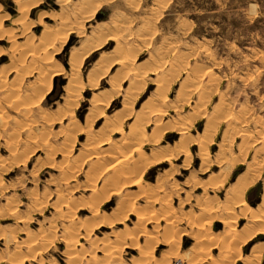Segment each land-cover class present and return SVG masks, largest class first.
Instances as JSON below:
<instances>
[{"label": "rangeland", "instance_id": "1", "mask_svg": "<svg viewBox=\"0 0 264 264\" xmlns=\"http://www.w3.org/2000/svg\"><path fill=\"white\" fill-rule=\"evenodd\" d=\"M73 54L79 57L76 62L83 61L74 75ZM72 76L82 81L76 77L80 83L75 90V82L68 85ZM142 80V89L135 85L133 93L127 92ZM163 82L167 86L158 96L156 86ZM129 94L136 99L117 140L119 135L111 134L118 125L111 119L125 110L118 108L131 100ZM94 97L111 103L104 109ZM143 106L149 115L137 137L129 126L144 114ZM189 115L196 117L192 127L181 130ZM169 124L171 128H162ZM210 125L213 132L206 131ZM200 137L208 139L207 166L200 153L204 142L195 141ZM107 139L111 148L104 144ZM113 141L119 146L115 151L131 157L130 166L120 170L139 168L138 159L144 167L151 165L139 183L146 191L128 197L132 209L125 211L132 213L120 221L115 214L124 199L101 203L110 194L99 192L107 179L104 171L112 165L107 156L115 152ZM181 147L184 154L177 156ZM263 147L264 0H0V264H19L16 257L21 264H72L65 260L67 252L82 256V264L89 259L98 264L104 247L117 250L114 246L120 247L122 263L140 264V250L117 244L118 237L130 241L129 233L144 227L135 223L140 212L163 218L161 229L164 218L169 219V237L179 233L172 247L180 257L172 264L202 250L208 242L197 237L205 234L218 242L210 253L219 261V251L230 244L233 233L252 225L249 213L238 214V199L230 188L243 176H255L243 197L253 208L264 200ZM97 152L102 158L89 159ZM256 156L262 164L254 172L250 166ZM228 206L237 213L225 223L221 218ZM203 208L215 211L207 216ZM66 216H72L83 235H76L74 246L76 236L67 233L73 225L62 224ZM143 230L154 232L155 224L146 223ZM263 232L249 233L235 264H264ZM137 234L142 246L143 234ZM165 238L161 230V244L149 248L151 264L169 254Z\"/></svg>", "mask_w": 264, "mask_h": 264}, {"label": "bare ground", "instance_id": "2", "mask_svg": "<svg viewBox=\"0 0 264 264\" xmlns=\"http://www.w3.org/2000/svg\"><path fill=\"white\" fill-rule=\"evenodd\" d=\"M87 2V1H86ZM26 6V5H25ZM22 7V6H21ZM21 7L19 8V9H21ZM91 10V9H90ZM19 11V10H18ZM21 11H23V9H21ZM80 11V10H79ZM93 12H95V11H93ZM75 15V14H74ZM77 15H78V13H77ZM18 19V18H17ZM19 20V19H18ZM20 21H21V19H20ZM22 22V21H21ZM75 22V21H74ZM68 24H69V22H68ZM75 24V23H74ZM67 34V33H66ZM52 36V35H51ZM50 36V37H51ZM59 36H60V34H59ZM64 36V35H63ZM67 36V35H66ZM51 39H52V37H51ZM51 39H50V43H51ZM63 39V38H62ZM54 40V39H53ZM52 40V41H53ZM55 41V40H54ZM62 46V45H61ZM85 50V49H84ZM89 49H87V51H88ZM79 51V50H78ZM87 51H85V52H87ZM44 52H45V50H44ZM75 52V51H74ZM73 52V53H74ZM78 53V52H77ZM46 54V53H45ZM80 54V53H79ZM72 55V54H71ZM88 55V54H87ZM73 56H75V59H74V57ZM73 56L71 57L74 61L73 62H71L72 60H71V58H70V64H72V72H73V75L74 74H76L75 72L76 71H80V68L82 67V63H83V61H81L80 60V62L78 61V62H76L77 60L76 59H78L79 57H77L78 55H74L73 54ZM83 56V55H82ZM86 56V55H85ZM44 57H49V58H51L50 56H44ZM197 57V56H196ZM82 59V58H81ZM131 59V58H130ZM186 59V58H185ZM79 60V59H78ZM118 60V59H117ZM108 61V60H107ZM41 62V61H40ZM45 62H47V59L46 60H44V63ZM48 63V62H47ZM131 63H133V61L131 62ZM123 65V64H122ZM121 65V66H122ZM125 67H127V66H125ZM172 67V66H171ZM124 68V67H123ZM121 71H122V69H120ZM173 70V72H174V70H175V67L172 69ZM186 70V69H185ZM170 71H171V69H170ZM71 72V73H72ZM177 72V71H176ZM59 73V72H58ZM170 73V72H169ZM169 73H167V75L169 74ZM191 73V72H190ZM176 74V73H175ZM181 74V73H180ZM54 75V74H53ZM52 75V76H53ZM80 75V74H79ZM123 75H125V74H123ZM138 73H137V71H136V73H135V75L134 76H137L138 77ZM183 75V74H182ZM190 75V74H189ZM45 76V75H44ZM81 76V75H80ZM100 76H101V74H100ZM142 76V75H141ZM170 76H171V74H170ZM191 76V75H190ZM43 77V76H42ZM77 78L79 77V76H76ZM76 77H71L72 78V81H71V78H70V80L68 79V85L72 82V83H74L73 85L72 84H70V85H72L73 86V89H74V87L76 86V83H77V81L79 80H81L80 78H78V80L76 81L75 79H76ZM99 77V75L97 76V78ZM112 77H114V76H112ZM122 77H124V76H122ZM140 77V76H139ZM166 77V76H165ZM187 77H189V76H187ZM169 78V77H168ZM183 78V77H182ZM90 79V78H89ZM95 79H96V77H95ZM138 80V81H141L140 79H138V78H135V80ZM188 79H191V77L190 78H187V81H188ZM91 80H93V78L91 79ZM90 80V81H91ZM134 80V79H133ZM144 80V79H143ZM142 80V82H131L132 83V86H129L128 88H129V90H127V92L129 91V92H132L131 91V89L133 88V87H135V85H137V87H143V83H145V81H143ZM147 80V79H146ZM45 81V80H44ZM78 81V82H79ZM95 81V80H94ZM97 81V80H96ZM185 81V80H184ZM183 81V82H184ZM212 81V80H211ZM80 82H82V81H80ZM79 82V83H80ZM93 82V81H92ZM49 83V82H48ZM78 83V84H79ZM160 83V82H159ZM92 86H93V84L92 83H90ZM89 84V85H90ZM95 84V83H94ZM97 85V84H96ZM96 85H94L95 87H96ZM129 85V84H128ZM181 85H183V83L181 84ZM210 85V84H209ZM93 86V87H94ZM166 86H167V84H165V82H163V83H161V84H158L157 86H156V88H157V90L159 91V93H158V96L159 95H161L162 94V90L163 89H165L166 88ZM51 87V86H50ZM69 87V86H68ZM76 87H78V85L76 86ZM137 87H135V88H137ZM70 88H71V90L72 91H74L73 89H72V87L70 86ZM70 88H68V89H70ZM127 88V89H128ZM134 88V89H135ZM78 89V88H77ZM77 89H76V91L75 92H77ZM142 89V88H141ZM185 89V88H184ZM227 89H229L230 90V88L228 87ZM80 90V89H79ZM207 90H209V89H207ZM71 91V92H72ZM211 91V90H210ZM167 92V91H166ZM206 92H208V91H206ZM224 92H228V90L227 91H224ZM117 93V92H116ZM133 93V92H132ZM131 93V94H132ZM156 93V94H157ZM211 93V92H210ZM11 94V93H10ZM76 94V93H75ZM78 94V93H77ZM131 94H129V96H130V98H131ZM139 94V93H138ZM70 96V95H69ZM73 96V95H72ZM76 96V95H75ZM113 96V95H112ZM133 96V95H132ZM74 97V96H73ZM99 97V96H98ZM134 97H135V95H134ZM152 97V96H151ZM129 98V99H130ZM77 99V98H76ZM93 99V101H95V100H97V103H98V105L99 106H103L102 108H104V109H107L108 107H109V105H110V101H108V100H106V99H104V98H100V99H96V97H94V98H92ZM127 99V98H126ZM128 99V100H129ZM134 99H136V98H131V100H129V101H124L123 102V109H125L123 112H122V110L120 111V112H122V113H120V112H115V114L112 116V118L113 119H111L112 120V122L114 123V125H118L117 127H118V130H117V133L119 134V133H123L124 132V127H123V121L130 115V114H132V112H131V110L130 111H128V107H129V105H132L133 104V100ZM131 101H133V102H131ZM147 101H149V100H147ZM151 101V100H150ZM71 102V101H70ZM74 102V101H73ZM152 102V101H151ZM151 102H149L150 104H151ZM68 103V102H67ZM222 103V102H221ZM148 104V103H147ZM146 104V105H147ZM16 106V105H15ZM224 106V105H223ZM144 107H146V106H143V108ZM27 108V107H26ZM97 108V107H96ZM101 108V107H100ZM127 108V109H126ZM147 108H149V104H148V107ZM153 109V108H152ZM160 109V108H159ZM151 110V109H150ZM155 110L156 109H154V112H155ZM158 110V109H157ZM149 111V109H147V110H145V108H144V110H142V112H144V114H137L136 115V118L133 120V123L129 126V131H130V133H133L134 134V136H137V134L140 132V124H142L141 122L143 121V120H145V116H146V113ZM153 111V110H152ZM160 111H161V109H160ZM100 112H102L103 114H104V112H105V110H104V112L101 110ZM98 113V112H97ZM102 114V115H103ZM148 114V113H147ZM101 115V116H102ZM105 115V114H104ZM149 115V114H148ZM107 116H109V117H111L110 115H107ZM189 120L184 124L185 126L184 127H182V128H180L181 130H186V129H188L189 127H192V125H193V123H194V120H195V116L194 115H189V117H187ZM148 119V117H146V120ZM105 122H107L108 123V121H105ZM104 122V123H105ZM146 123V122H145ZM110 124V123H109ZM214 124V123H213ZM105 125V124H104ZM108 125V124H107ZM160 125V124H159ZM106 126V125H105ZM214 126V125H213ZM217 126V125H216ZM109 127V126H108ZM169 127H170V124H169V126H164V127H162V128H164L165 130L166 129H169ZM215 127V126H214ZM171 128V127H170ZM212 128V126L210 125V126H208L207 128H206V131H210L209 129H211ZM216 129V128H215ZM107 130H108V128H107ZM213 130H214V128H213ZM211 131H212V129H211ZM213 132V131H212ZM211 132V133H212ZM156 133V132H155ZM141 134V133H140ZM105 136V135H104ZM123 136V135H122ZM105 137H108L107 135L105 136ZM126 137H127V135H126ZM131 137V136H130ZM133 137V136H132ZM138 137V136H137ZM202 137V136H201ZM198 138V139H195V141H200V142H204V146H203V148L201 149V151H200V153H202L203 155H202V162H203V164L205 165V166H207L208 165V161H207V157H206V155H204V154H206L205 152H204V149H205V146H206V144H207V142H208V139H206V137L204 138ZM100 139V138H99ZM106 139V138H105ZM121 139V138H120ZM133 139V138H132ZM136 139H138V138H136ZM119 140V139H118ZM124 140H126V139H124ZM135 140V139H134ZM129 141H130V138H129ZM109 142H111V140L110 141H108V139L107 140H105V142H104V144H106V145H109ZM114 142V141H113ZM121 142V141H120ZM132 142V141H131ZM112 143V142H111ZM115 143V142H114ZM113 143V144H114ZM137 143V142H136ZM179 143H182V142H179ZM130 144V143H129ZM132 144H133V142H132ZM128 145V144H127ZM116 146V145H115ZM133 146V145H132ZM135 147H136V145L134 146V148H133V150L135 149ZM115 148H119V146H116ZM128 148H129V146H128ZM137 148V147H136ZM264 148V147H263ZM92 149H93V147H92ZM109 150V149H108ZM119 150V149H118ZM133 150L131 149V152H132V154H133ZM139 150V149H138ZM114 151H115V149H114ZM178 152L176 153V155L178 156H181V155H183L184 153V150L182 149V147H181V149L180 150H177ZM68 152V151H67ZM102 152V151H101ZM119 152H120V150H119ZM119 152H117V151H115V152H112V153H114V154H112V153H110V155L109 156H107V157H111L110 159L112 160V161H110V164H112L111 165V167H108L105 171H104V175H106V177H107V174L109 173V172H112L114 169H116V171L114 170V172L111 174V175H109L107 178L109 179V183L111 184V181H112V184H111V186H112V188H109L108 190H111L112 189V192L111 193H109L110 195L109 196H111V195H115V196H118L121 200H123L124 201V205L123 206H120L118 209L120 210V211H118V209L116 210V211H118L119 213H117L116 212V216H117V214H118V216H120V217H118V219H119V221H120V219L122 220V218H127V216L129 215V214H131L132 212H126L125 210H126V208L128 207V206H130L129 205V196H130V193L129 192H126V188H127V186L126 185H131L132 183L133 184H135V183H139L140 182V176H138V179L136 180V175L137 174H133L132 175V173H136L135 171H136V169H134L133 171H131V170H127V169H125L124 171L123 170H120L121 169V167L122 166H125V165H127L128 167L130 166L129 164H131V162H130V160L129 159H131V157L129 156V155H127V153L126 154H121V153H119ZM98 154H96V155H94V154H89L91 157L89 158V159H92V158H97V159H99V158H102V156L99 154V152H97ZM103 153V152H102ZM118 153V154H117ZM135 153V152H134ZM139 153V156L140 155H142L141 153H140V151L138 152ZM137 153V154H138ZM131 154V155H132ZM88 155V156H89ZM142 157H143V155H142ZM259 158V157H258ZM257 158V156H256V158H254V162H251V166H250V170H253L254 172H257L259 169H260V167H261V164H262V160L260 161L259 159ZM138 159V158H137ZM190 159H191V156H189V160L188 161H190ZM93 160V159H92ZM140 159H138L137 161L138 162H143V161H139ZM100 161V160H99ZM126 161V162H125ZM129 161V162H128ZM93 162H95V161H93ZM184 162H187V160H185ZM264 162V161H263ZM100 163V162H99ZM108 163V162H107ZM127 163V164H126ZM140 163H138L139 165H141ZM235 163V162H234ZM233 163V164H234ZM120 165V167H119V169L118 168H116L117 166H119ZM135 164H137V163H135ZM137 164V165H138ZM117 165V166H116ZM231 165V164H230ZM104 166V165H103ZM107 166V165H106ZM106 166L104 167V168H106ZM116 166V167H115ZM96 167V165L94 164V168ZM101 168V167H100ZM96 169V168H95ZM94 169H92V171H93ZM100 170V169H99ZM103 170V169H102ZM95 172H96V170H94ZM97 171H98V169H97ZM248 172H250V171H248ZM254 172H253V174H254ZM138 173V172H137ZM98 174V173H97ZM99 174H100V172H99ZM102 175H103V173H101ZM251 174V173H250ZM258 174V173H257ZM101 175V176H102ZM127 175H129V178H130V180H125V178L127 177ZM228 175V174H227ZM246 175V174H245ZM252 175V174H251ZM100 177V176H99ZM104 177V176H103ZM105 177V178H106ZM124 177V178H123ZM140 177V178H139ZM249 177V176H248ZM251 177V176H250ZM247 178L246 176H243L242 178H240V180L236 183V184H234L230 189L232 190V194H233V196L234 197H237V198H235V199H238V203H237V207H238V214L239 215H242L243 217H245L246 215H247V213H249V220L251 219V223H252V225H249L248 226V224H247V226L244 228V230H243V232H241L240 231V233H238V232H234L233 234V238H232V241H230L229 243V245H226V244H224L223 245V247L221 248V250L219 251L220 253V256L222 257V259H220L219 261H216L215 259L213 260L212 258H211V253H210V249L211 248H217V247H219V244H218V242L217 241H215L216 239H213L212 237H210V236H207L206 234V236L205 235H203L202 237L201 236H199V237H197L196 235H195V239H196V237L199 239L198 241L199 242H208V243H203V246L202 245H200L199 247H201L202 248V250H200V249H196V246L194 247L196 250L194 251V254L192 255V257L190 256L189 258L187 257V255H185V260H182V258H180L181 259V261H182V263L181 264H235L236 263V260L237 259H241L242 258V255H241V251H240V247H241V244L242 243H244L245 241H246V239L247 238H249L248 236H251V234H249V233H257V232H260L261 230H264V225H263V221H264V219H263V214H264V211H261V209L264 207V200L262 201V203H261V205L260 206H258L257 208H253V207H251L250 206V204L245 200V198L243 197V195L245 194V192H246V189L251 185V184H253L254 182H255V179H256V177L254 176L253 178L251 177V178ZM226 178H227V176H226ZM96 179V178H95ZM117 180H119V182H117ZM96 181V180H95ZM92 184V183H91ZM93 184H95V183H93ZM93 187L95 186V185H92ZM109 187V186H108ZM107 187V188H108ZM141 188V187H140ZM107 189H106V185L104 186H102V189H101V195L103 196L105 193V191H106ZM139 191V190H138ZM146 191V190H145ZM143 194V193H142ZM141 195V194H140ZM137 196V195H136ZM138 197V196H137ZM65 198V197H64ZM106 198V197H105ZM68 199V198H67ZM119 200V199H118ZM67 202V201H66ZM67 204H69L68 202H67ZM119 204H120V202H119ZM118 204V205H119ZM133 205V204H132ZM96 207V206H95ZM77 208H78V206H77ZM207 208V207H206ZM128 209H132V207L130 206ZM209 209V208H208ZM208 209H206L205 210V208H203V210H205L207 213V216H210L214 211L213 210H208ZM217 209V208H216ZM208 210V211H207ZM225 211H224V216L221 218L222 219V222H227V218L228 217H232V216H235V214L237 213V209L234 207V206H228L227 208H225L224 209ZM94 211V210H93ZM114 211V210H113ZM123 212V214L122 215H119L120 213H122ZM76 213V212H75ZM127 213V214H126ZM72 214V213H71ZM70 214V215H71ZM125 215V216H124ZM213 215V214H212ZM217 215V214H216ZM216 215H215V218H216ZM73 216V215H72ZM72 216H71V218H69L68 216H66V217H64V219H63V223L62 224H64V225H66V223L65 222H67V223H70V224H72V223H74V220L72 219ZM76 216V214L73 216V217H75ZM152 216V215H151ZM75 219V218H74ZM161 219H163V218H159L158 216H152V218H150V215L149 214H147V212L146 213H144V212H140L138 215H137V218H136V224L137 225H139V227L140 226H143L144 225V227H145V224L146 223H149V222H152L153 224H155V230H154V232H149V231H144L143 230V228L141 229V230H134L132 233H129V232H127V233H129L130 234V241H128V237L127 236H122V238L121 237H118L119 235L118 234H120V233H118L117 235V237L118 238H120V239H117V240H121V242L120 243H118L117 242V244H119L120 246H122L123 244H129L130 245V249H132V250H140V252L142 253V254H144V256H142V258H141V260H139L140 261V264L142 263V260L143 261H145V262H143L142 264H151V260H150V258H149V256H151V250L149 249L151 246H152V244L153 243H155V245L157 244V246L159 245V244H161V242L158 240V235H159V233H160V231L161 230H163V233L166 235V238L165 239H163V241L165 240V241H167V242H165V243H167L169 246L168 247H170L169 248V250H167V251H170V252H168L169 254L168 255H166V256H164L163 258H162V261H159V264H172V262H174V259L175 258H178V257H180V254L177 252L178 250L177 249H175L176 247H172V245H176L179 241L177 240V238L179 237V233L177 234V236H175V234H173V236H170L169 237V235H168V232H169V227L171 226V224H172V222L168 219V220H166L167 218H164V220H165V225H164V229H161V227H160V225H161ZM116 220V219H115ZM122 222V221H121ZM69 224V225H70ZM68 225V226H69ZM73 225V224H72ZM233 225V224H232ZM232 225H230V226H232ZM263 225V226H262ZM229 226V227H230ZM250 226H252V228H250ZM70 228V227H69ZM69 228H68V231H67V233H69V234H73V235H82V233H79L80 232V228L75 224V225H73L72 226V229H70L69 230ZM141 228V227H140ZM234 229V228H233ZM232 229V230H233ZM85 231V230H84ZM88 231V230H87ZM126 231H127V229H126ZM141 231V233L143 234V243H142V246H141V239L140 238H138V232H140ZM71 232V233H70ZM86 232V231H85ZM121 232V231H120ZM166 232V233H165ZM229 232H230V230H229ZM84 233V232H83ZM126 233V234H127ZM238 233V234H237ZM247 233V234H246ZM264 233V232H263ZM71 234V236H73ZM123 234V233H122ZM244 234V235H243ZM66 235V234H65ZM64 235V236H65ZM86 235V234H85ZM88 235V234H87ZM168 235V236H167ZM255 235V234H254ZM70 236V235H69ZM70 236V237H71ZM83 236V235H82ZM81 236V237H82ZM43 237V236H42ZM41 237V238H42ZM46 237V236H45ZM45 237H43V238H45ZM78 236H76V238H72V241L74 242V243H71L73 246L74 245H76V243L78 242L79 243V240H78V238H77ZM169 237V238H168ZM177 237V238H176ZM38 238V237H37ZM35 239V238H34ZM48 239V238H47ZM51 239H52V237H51ZM73 239H75V240H73ZM43 240V239H42ZM45 240V239H44ZM49 241V240H48ZM69 241V240H68ZM71 241V240H70ZM71 241V242H72ZM197 241V240H196ZM30 242H33L32 240L30 241ZM36 242V241H35ZM46 242V241H45ZM129 242V243H128ZM236 243H239L238 245H236ZM34 244H36V243H34ZM44 244V243H43ZM71 244H69V246L71 247H69V250H71V251H73L72 249H74V248H72V245ZM144 244V245H143ZM33 245V244H32ZM37 245V244H36ZM154 245V244H153ZM154 245V248H156V246ZM206 245H208V247H209V249H207V247H206ZM114 246V245H113ZM113 246H109V247H113ZM37 247V246H36ZM36 247H34V250H35V253H36ZM44 247H46V246H44ZM117 250H110L108 247H104V251H103V253H102V259L100 260L99 258V260L97 261L98 262V264H124V263H122L121 262V258H120V256H119V254H120V251H119V246H114ZM114 247H113V249H114ZM260 246H256L254 249L255 250H258V248H259ZM77 248V247H76ZM178 248V247H177ZM261 248V247H260ZM43 248H41V249H39V250H42ZM149 249V250H148ZM168 249V248H167ZM191 249V248H190ZM262 249V248H261ZM264 249V248H263ZM33 250V251H34ZM75 250V249H74ZM81 250V249H80ZM76 251V250H75ZM74 251V252H75ZM263 251V250H262ZM37 252H38V250H37ZM77 252V251H76ZM76 252H75V254H76ZM79 252V251H78ZM83 252V251H82ZM34 253V254H35ZM68 254L66 255V259L65 260H67V262L69 261L70 263H72V264H82V261H83V258H79L78 257V255L77 256H75L74 255V258H73V255L70 253V252H67ZM80 254V253H79ZM82 254V253H81ZM92 254L94 255V253L92 252ZM84 257V256H83ZM184 257V256H183ZM14 258V257H13ZM256 258H258V257H256ZM255 258V259H256ZM16 259L18 260L17 262L19 263V264H21L22 263V259L21 260H19L17 257H16ZM209 259H211V260H213L212 261V263H206V261H208ZM64 260V261H65ZM86 260V259H85ZM183 261H186L185 263L183 262ZM66 262V263H67ZM210 262V261H209ZM92 263V261H91V259H89L88 260V264H91ZM253 263H255V262H253ZM256 263H257V261H256ZM14 264H16V262L14 263ZM95 264V263H94ZM156 264H157V262H156ZM250 264V263H249Z\"/></svg>", "mask_w": 264, "mask_h": 264}, {"label": "crops", "instance_id": "3", "mask_svg": "<svg viewBox=\"0 0 264 264\" xmlns=\"http://www.w3.org/2000/svg\"><path fill=\"white\" fill-rule=\"evenodd\" d=\"M90 86H88V88H89ZM90 89H93L92 87H90ZM100 92H102V91H97V93H100ZM95 93V92H94ZM122 107H123V103L120 105V107L118 108V110H121L122 109ZM117 110V111H118ZM112 136H115V135H119V137H117L119 140H121L122 139V134L121 133H117V130L116 131H114L112 134H111ZM121 138V139H120ZM162 138H163V136L161 137V139L159 140L160 142H161V140H162ZM117 139V140H118ZM126 141H129V140H123V141H121L122 142V144H125L126 143ZM158 141V142H159ZM150 142H152V141H150ZM149 142V143H150ZM159 142V143H160ZM116 146H118V145H116ZM115 146V143H114V145H113V148L114 149H117V148H115L116 147ZM163 146H165V145H163ZM162 146V147H163ZM111 148V146L109 145L108 146V148ZM158 148H161V147H158ZM106 158V157H105ZM134 158L137 160V158H138V154H135L134 155ZM136 162V161H135ZM139 162H137V164H138ZM137 166H139V168H137L136 169V173L135 174H137V178H138V176H141V180H140V182L142 181V178H143V176L145 175V173L148 171V169L149 168H151V165H149V166H146V167H144V165L142 166V164L141 165H137ZM98 167H100V166H98ZM120 167V166H119ZM145 169V170H144ZM99 170V169H98ZM115 171H116V169H114ZM114 170L112 171V172H109L108 174H107V177L109 176V175H111L113 172H114ZM140 171V172H139ZM138 172V173H137ZM133 175V174H132ZM134 176V175H133ZM105 177H106V175H105ZM106 177V178H107ZM139 182V183H140ZM139 183H137V184H131V185H126L127 186V188H126V192H129L130 193V195H133V192H143L144 190H145V186H144V184L142 183L141 185H139ZM111 184H112V181H111ZM111 184L109 183V180H108V178L106 179V182H103V184H99V188H100V191L99 192H101V188H102V186L103 185H106V191L104 192L105 194V196L106 195H108L109 193H111L112 192V189L111 190H108L109 188H112V186H111ZM109 186V187H108ZM108 187V188H107ZM141 187V188H140ZM91 188H90V186L87 188V190H89V191H91L90 190ZM139 190V191H138ZM132 192V193H131ZM101 194V193H100ZM112 198H119L118 196H110L109 198H106V199H104L103 200V202H101V203H105L106 201H109V200H111ZM139 199V198H138ZM121 199L119 198V201H120ZM125 204V203H124ZM123 204V205H124ZM131 206V205H130ZM130 206H128L126 209H128ZM134 214V213H133Z\"/></svg>", "mask_w": 264, "mask_h": 264}]
</instances>
